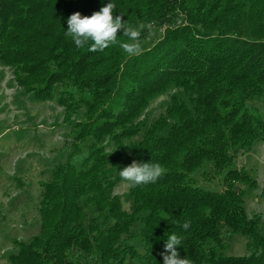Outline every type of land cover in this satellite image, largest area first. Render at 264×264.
I'll return each mask as SVG.
<instances>
[{
	"label": "trees",
	"instance_id": "trees-1",
	"mask_svg": "<svg viewBox=\"0 0 264 264\" xmlns=\"http://www.w3.org/2000/svg\"><path fill=\"white\" fill-rule=\"evenodd\" d=\"M110 2L126 26L145 25L139 44L153 28L162 37L132 57L120 47L128 42L123 30L103 51L89 52L91 42L78 48L65 34L68 18L91 16ZM0 65L36 102L52 99L56 85L88 94H68L59 103L67 116L81 109L88 116L71 126L74 145L91 140L79 167L59 164L42 184L40 230L28 242L12 241L17 252L9 264H79L73 251L121 262L133 249H120V238L139 216L145 264H162L165 235L173 233L182 239L179 258L190 264H264L261 219L247 215L236 186L255 189L257 182L233 168L238 150L264 142V118L246 106L264 98V0H0ZM169 90L176 92L164 115L141 141L126 145L145 125L140 118L151 102ZM134 161L159 163L165 171L129 188L126 213L112 190L122 182L119 171ZM205 163L211 169L203 179L228 169L221 191L200 187L191 176ZM85 202L101 224H112L102 230L91 219L86 225ZM224 229L248 238L247 255L222 254Z\"/></svg>",
	"mask_w": 264,
	"mask_h": 264
},
{
	"label": "rangeland",
	"instance_id": "rangeland-1",
	"mask_svg": "<svg viewBox=\"0 0 264 264\" xmlns=\"http://www.w3.org/2000/svg\"><path fill=\"white\" fill-rule=\"evenodd\" d=\"M160 37L162 30L151 29L149 38L140 43L142 51L147 50ZM11 70L0 65V264H9L8 257L16 254L13 240L28 242L40 230L39 203L41 201L42 184L51 179V171L59 164L71 161L79 167L87 156L91 140L74 145L71 126L75 123L87 122L88 116L81 109L67 116L59 101L66 95L89 99L88 94H80L72 87L63 88L56 85L52 99L36 102L31 93L17 88L12 84ZM175 90H169L164 95L152 101L140 121L144 122L138 135L125 140L129 145L139 142L144 132L164 115L169 104V97ZM247 108L264 118V98L254 97L246 102ZM166 134V131L162 133ZM106 152L112 151V143H103ZM233 168H243L255 181L256 188L237 184L244 191V208L249 217H260L261 232L264 233V142L255 141L249 151L238 150ZM211 166L205 163L203 168L191 176L196 183L211 191H221L222 175L203 179L201 173L209 172ZM119 199L122 211L131 213L132 198L129 188L123 182H117L112 190ZM86 203V202H85ZM85 224L96 219L103 230L112 224L107 221L101 224L99 213L92 205L85 204ZM140 217V216H139ZM135 220L127 234L120 238L119 248L130 247L121 262H107L96 253L73 251L70 258L78 260L79 264H145L142 261L144 244L141 238L143 223ZM225 256H244L248 238L239 234L222 231ZM163 264V261H162Z\"/></svg>",
	"mask_w": 264,
	"mask_h": 264
},
{
	"label": "clouds",
	"instance_id": "clouds-1",
	"mask_svg": "<svg viewBox=\"0 0 264 264\" xmlns=\"http://www.w3.org/2000/svg\"><path fill=\"white\" fill-rule=\"evenodd\" d=\"M114 8L115 5L110 2L91 16H81L79 12L72 14L67 20L66 36L71 37L78 48L91 42L88 51L95 53L98 50L103 51L116 43L118 32L123 30V36L128 38V42H122L120 44L121 49L129 57L141 54L142 50L138 41L142 33L141 30L145 29V25L126 26V23L122 22V16L118 15L114 18ZM164 171L159 163H138L134 161L130 166L119 171V177L128 188H134L155 182ZM189 227L190 222L188 221H185L182 225L184 230ZM165 236L167 239L164 244V252L161 253L163 264H190L188 258H179V253L176 251V247L182 243L181 237L175 233Z\"/></svg>",
	"mask_w": 264,
	"mask_h": 264
}]
</instances>
